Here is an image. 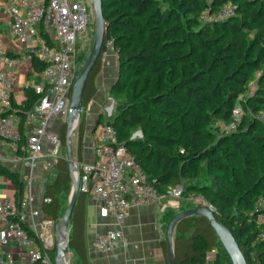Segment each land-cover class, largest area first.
<instances>
[{
	"label": "trees",
	"instance_id": "16d2710c",
	"mask_svg": "<svg viewBox=\"0 0 264 264\" xmlns=\"http://www.w3.org/2000/svg\"><path fill=\"white\" fill-rule=\"evenodd\" d=\"M228 1L235 5L232 16L202 20L204 12L214 16ZM102 15L106 28L101 53L81 96L77 160L81 161L86 110L96 92L101 55L107 39L113 37L119 72L111 91L125 89L127 100L112 121L105 122L115 127L118 140L160 193L180 185L184 198L202 194L212 204L216 219L231 232L245 264H264V224L256 219L264 207L255 205L264 197V118L259 116L264 112V0H102ZM31 62L39 74L43 63ZM218 67L222 69L214 75ZM210 74L214 82L200 91V83ZM23 92L25 98L16 110L20 125L41 96L32 86ZM202 102L210 109L204 118L218 112L224 123L232 108L241 106L243 114L236 128L211 141L204 127L189 117L199 118L191 108H200ZM152 112L163 120L155 124ZM134 125L141 126L142 139L131 137ZM65 134L63 122L61 147ZM208 158L226 176L216 173L215 184L203 187L185 183L199 176L195 161ZM52 167L54 178L46 183L44 193L49 201L41 211L56 221L61 195L70 192L71 177L63 156ZM0 174L10 178L20 198L24 183L19 173L0 163ZM86 198V192H79L70 220L68 248L79 264H91L85 240ZM161 244L166 251V241ZM213 251L211 264H225L220 256L225 250L206 217L189 216L176 224L175 264H207V254Z\"/></svg>",
	"mask_w": 264,
	"mask_h": 264
},
{
	"label": "built area",
	"instance_id": "2783aa9c",
	"mask_svg": "<svg viewBox=\"0 0 264 264\" xmlns=\"http://www.w3.org/2000/svg\"><path fill=\"white\" fill-rule=\"evenodd\" d=\"M5 11L11 16L10 35L14 41L13 52H6L0 45V144L11 143L21 153V164L28 169L24 179V196L0 199V246L13 244L15 251L0 252V264H54L50 249L54 244L53 219L43 215L41 208L28 207L31 172L45 153L44 144L51 149L45 154L49 168L60 156V137L49 133L53 120L63 123L69 110L71 85L77 73L78 55L84 46L85 33L94 11L91 0H6ZM235 13V5L228 1L208 20L224 19ZM106 47L117 54L114 39L109 37ZM25 60L43 63L39 81L33 85L40 98L28 111L20 125L17 107L13 106L12 69ZM243 110L236 105L222 130L233 131ZM264 118V112H260ZM182 152V150H181ZM94 159L90 162L73 159L78 175L79 192H86L101 216L122 219L132 204L149 205L163 197L183 198L182 186H169L160 193L148 179L141 166L134 160L127 146L120 142L115 127L108 122L99 124ZM195 205L214 210L212 204L200 193L185 197ZM49 201L42 197V203ZM264 207V197L255 201ZM30 219H33L30 221ZM264 224V213L257 215ZM261 236H263L261 234ZM123 239L115 227L96 230L91 243L99 252L112 251Z\"/></svg>",
	"mask_w": 264,
	"mask_h": 264
},
{
	"label": "crops",
	"instance_id": "0c3cea01",
	"mask_svg": "<svg viewBox=\"0 0 264 264\" xmlns=\"http://www.w3.org/2000/svg\"><path fill=\"white\" fill-rule=\"evenodd\" d=\"M6 0H0V45L6 52H13L14 41L9 31V15L5 11ZM2 64L0 63V68ZM14 86L12 90L13 103L20 107L24 100L23 89L32 86L39 81L38 73L33 70L32 62L25 60L13 69ZM119 72L117 54L109 48H105L100 59V68L95 78L96 92L88 103L83 143L80 149L81 161L90 162L94 159L93 149L96 144L100 119L101 123L107 120L110 109H114L115 101L111 87L116 81ZM111 100L109 105L107 101ZM112 104V105H111ZM62 123L53 120L48 127L49 133H55L60 137ZM45 153L51 149V144H44ZM20 153V152H19ZM14 150L11 143L0 144V163L19 173L23 180L28 174L20 159L21 155ZM43 153L31 172L30 193L27 195L28 207L41 208L42 197L45 196V185L54 178L53 168L47 166L50 161L48 155ZM22 196H24V191ZM21 196V197H22ZM9 197L17 199L15 187L10 178L0 174V199ZM180 210V200L172 197H163L160 201L149 205L132 204L126 215L119 220L112 217L101 216L97 207L90 200L88 194L85 205V240L88 258L91 264H168L167 248H162L165 240L169 215H175ZM42 213V211H41ZM43 214V213H42ZM44 215V214H43ZM33 219H30L32 221ZM105 227H115L123 233V239L109 252L97 251L92 243V236L96 230ZM174 233V231H173ZM166 241V240H165ZM13 244L0 246V252L15 251ZM214 251L207 254L208 262L214 257ZM19 264H28L21 261Z\"/></svg>",
	"mask_w": 264,
	"mask_h": 264
},
{
	"label": "water",
	"instance_id": "95a60500",
	"mask_svg": "<svg viewBox=\"0 0 264 264\" xmlns=\"http://www.w3.org/2000/svg\"><path fill=\"white\" fill-rule=\"evenodd\" d=\"M93 4V8L96 14V36L94 40V44L91 50L90 55L87 60L83 64L82 68L75 76L73 83L70 89L69 95V110L67 117L65 119L66 124V134H65V142H64V151H65V160L68 164L70 177H71V187L69 193V200L66 208L63 211L62 216L59 221L54 226V244H53V262L54 264H62L64 260V253L61 248L60 238L61 235L67 231V237L65 240L66 246L68 248V240L70 234V220L71 216L77 201V197L79 194V182L78 175L75 173V165L73 163V154L70 145V138L75 132L80 119L79 116L81 114V96L84 84L88 78V75L93 68L96 59L101 53V46L104 38V32L106 28V24L104 22V18L102 15V0H91ZM203 216L206 217L214 229L219 241L222 244L223 249L227 253L231 264H245L244 258L238 248L237 243L235 242L234 237L231 232L214 216L213 210L209 209L204 205H195L193 207H189L177 212L168 222L165 240L167 246V260L168 264H175V256L173 252V231L176 224L185 217L189 216ZM227 232L233 241L234 247L236 248L238 255L237 256L234 251H232L224 239L222 238V233Z\"/></svg>",
	"mask_w": 264,
	"mask_h": 264
},
{
	"label": "rangeland",
	"instance_id": "374dc122",
	"mask_svg": "<svg viewBox=\"0 0 264 264\" xmlns=\"http://www.w3.org/2000/svg\"><path fill=\"white\" fill-rule=\"evenodd\" d=\"M8 17H9V20H11V16H8ZM205 17H206V13L204 12L202 15V20H204ZM95 36H96V14H95V11H93V13L91 15L90 23H89L87 31L85 33V40L83 42L84 46L78 55V65H77L76 75L78 74V72L80 71L83 64L85 63V61L87 60L88 56L91 53V50H92V47L94 44V40H95ZM221 69L222 68L218 67L217 70L213 72V74L217 75L216 73L220 72ZM213 74H210L208 77H205L203 79V81L200 83V85H201L200 91H203L204 89H206L209 85H211L214 82L213 78H212ZM249 91L252 92V89H250ZM124 92H125V89L118 91V92H113L115 107H114V109H112V108L110 109L111 110L110 114H108V116H107L108 121H112L116 111L126 102L127 97L125 96ZM151 92H152V90H151ZM110 102H111V100H108L107 104L109 105ZM191 111L193 113H196L199 118L195 119L190 115H189V117L194 119V121H196L197 123H200L204 127V129L206 131V135L211 141H215L216 138H218L219 136H221L223 134H228L222 130V126L224 125V121L221 120V116L219 115L218 112H215L214 114H212L213 116H208L206 118L203 117V113H207L208 111H210V109H208V107L204 106V102H202V104L200 105V108H195V106L192 107ZM81 114H82V111H81ZM81 114L79 116V119L82 116ZM152 115L155 116V118L157 119L155 121V124L158 123V121L163 120V117L159 116V114L152 112ZM150 121H152V120H149L148 123H150ZM175 125H179V122H176ZM76 132H77V128L70 138V145H71V149H72L73 159L76 158ZM131 137L134 139H142L143 138V132H142L140 125L132 126ZM19 154L21 155V153H19ZM60 156H63V157L65 156L64 144H62V150H61ZM195 163H198V167L200 170L199 176L197 178H194V179L190 178V179L186 180L185 183L191 182V183H194L197 187H203L206 185H214L215 184V178L214 177H215L216 173H225V176H226V172H223L224 169L222 170L221 166H218V167L215 166L214 162L210 158H208L207 160L203 159L201 161H195ZM71 185H72V183H71ZM69 193L70 192H65L61 195V211H60L59 217L56 220L55 224L59 221L60 217L63 214L64 209L67 206V203L69 200ZM179 200H180V209H182V210L194 206V204L192 202H190L189 200H187L184 197L179 199ZM173 216L169 215L167 219H171ZM193 216H195V215H193ZM65 250H68V251L64 252V258L66 260H70L71 264H79L77 256L74 254V252L72 250L67 248L66 243L64 245V251ZM220 256H221L222 262H224L225 264H228L230 262L229 257L225 251L220 252Z\"/></svg>",
	"mask_w": 264,
	"mask_h": 264
},
{
	"label": "bare ground",
	"instance_id": "6f19581e",
	"mask_svg": "<svg viewBox=\"0 0 264 264\" xmlns=\"http://www.w3.org/2000/svg\"><path fill=\"white\" fill-rule=\"evenodd\" d=\"M66 233H67V231L64 232V233L61 235V238H60V243H61V248H62V250H63V253L66 252V251H68V250H65V251H64V245H65V240H66ZM222 238L224 239V241L226 242V244L228 245V247H229L232 251H234V253H235L237 256H239V255H238V252H237V250H236V248L234 247L233 241L231 240V237L229 236V234H228L227 232H223V233H222ZM70 252H71V251H70ZM71 257H72V256H71ZM74 257H75V256H74ZM70 259H71V258H70ZM72 260H73V259H72ZM62 264H71V263H70V260H66V259L64 258Z\"/></svg>",
	"mask_w": 264,
	"mask_h": 264
}]
</instances>
